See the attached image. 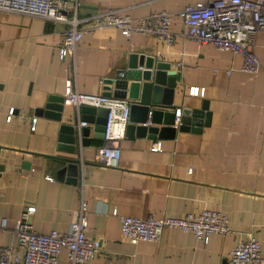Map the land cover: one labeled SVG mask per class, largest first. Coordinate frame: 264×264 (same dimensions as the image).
I'll use <instances>...</instances> for the list:
<instances>
[{
	"label": "crops",
	"instance_id": "obj_1",
	"mask_svg": "<svg viewBox=\"0 0 264 264\" xmlns=\"http://www.w3.org/2000/svg\"><path fill=\"white\" fill-rule=\"evenodd\" d=\"M207 1L78 0V17L107 10L131 17L168 11L176 36L166 46L148 35L125 37L106 27L84 33L73 56L62 59L57 49L64 23L0 12V221H6L0 245L17 249L10 229L27 206H34L29 222L35 231H66L82 195L85 235L99 241L88 264H229L236 241L248 235L259 242L264 258V32L254 38L259 72L240 71V55L179 35L185 28L178 12ZM130 53L167 63L178 74L172 104L181 109L203 103L207 115L201 125L157 137L128 123L133 128L119 142L116 167L97 163L101 138L94 136L93 124H86V146L76 142L72 153L60 148V127L79 120V110L63 105L44 116L39 109L50 97L63 96L67 80L79 93L101 94L102 79ZM189 87L203 89L202 96L188 95ZM155 144L159 149L153 151ZM66 157L77 160L74 176H58ZM202 209L226 214L231 234L213 233L203 243L189 232L163 229L157 242L132 241L120 235L111 214L180 217ZM56 264H67L63 250Z\"/></svg>",
	"mask_w": 264,
	"mask_h": 264
},
{
	"label": "built area",
	"instance_id": "obj_2",
	"mask_svg": "<svg viewBox=\"0 0 264 264\" xmlns=\"http://www.w3.org/2000/svg\"><path fill=\"white\" fill-rule=\"evenodd\" d=\"M78 0H0V12L12 13L30 18L62 22L65 29L62 43L57 49L60 59L74 54L77 42L86 32L114 27L129 37L141 34L154 37L168 46L176 33L169 28L171 13L154 12L142 17H131L113 10L97 12L85 17L76 16ZM185 28L182 35L198 44H208L220 51H229L241 57L240 71L257 74L259 60L254 53L256 33L264 32V0H209L185 6L178 12ZM229 72V71H227ZM102 83V81H101ZM188 95L202 96L203 89L189 87ZM62 105L79 110L80 106H92L106 110L100 145L96 161L106 167H116L119 161V142L125 136L128 123L129 102L103 94L77 92L71 82H65ZM8 114L7 119H10ZM179 108L175 109V126L178 125ZM36 118L30 120L34 130ZM86 126L76 121V129ZM80 138V132L78 133ZM155 144L151 150L156 151ZM50 179V178H49ZM81 186L83 185L80 182ZM34 206L25 207L15 220L10 233L16 239L17 249L0 245V264H56L61 250L65 252L67 264H88L99 250V241L85 235L87 206L85 198L79 196L78 206L68 229L62 233L51 229L45 233L35 231L29 222ZM119 232L132 241L157 242L163 229H178L189 232L196 240L207 243L210 234L228 235V217L215 210L202 209L198 213H185L180 217L162 215L135 217L117 215ZM6 229V221H0V230ZM18 250L22 251L20 255ZM229 264H264L260 255L259 242L248 235L238 239L229 253Z\"/></svg>",
	"mask_w": 264,
	"mask_h": 264
},
{
	"label": "water",
	"instance_id": "obj_3",
	"mask_svg": "<svg viewBox=\"0 0 264 264\" xmlns=\"http://www.w3.org/2000/svg\"><path fill=\"white\" fill-rule=\"evenodd\" d=\"M178 78V74L171 70L167 63L155 61L153 57L141 53H130L123 66L116 69L111 76L102 79L101 94L128 100V123L136 124L138 133L142 135L148 133L157 137H163L166 134L171 136L176 129L188 130L190 126L195 129L201 125L202 118H206L207 115L203 103L199 108L185 106L179 108L178 125H174L177 107L172 104V93L174 82ZM62 106V97L54 99L50 97V102L38 112L44 116H50L53 115L51 113L53 110H60ZM79 113V120L86 124H93L94 136L102 139L106 110L83 105L80 106ZM131 128L133 127L126 126V131ZM88 131L87 126L77 131L76 121L71 125H61L62 134L59 136V141L62 144L59 147L72 153L76 142L81 147L86 146ZM79 132L80 138H78ZM63 161L66 164L59 170L58 176L63 173L74 176L77 171V160L66 157Z\"/></svg>",
	"mask_w": 264,
	"mask_h": 264
}]
</instances>
